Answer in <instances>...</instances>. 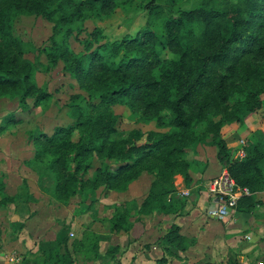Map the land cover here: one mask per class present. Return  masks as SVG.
I'll return each mask as SVG.
<instances>
[{
    "label": "trees",
    "instance_id": "16d2710c",
    "mask_svg": "<svg viewBox=\"0 0 264 264\" xmlns=\"http://www.w3.org/2000/svg\"><path fill=\"white\" fill-rule=\"evenodd\" d=\"M182 2L149 0L145 8L150 15H159V23H147L134 37L112 41H104V32L95 27L81 40L84 52H76L71 37L83 32L88 18L112 13L117 0H0V103L3 98L17 100L27 109L29 98L39 106L52 95L39 86V65L14 33L20 15H40L53 23L48 44L40 49L49 63L45 67L51 70L62 62L63 73L88 93L89 111L70 103L75 122L57 126L51 134L34 135L33 157L26 161L46 165L56 181L55 195L63 203L86 190L126 191L145 170L154 178L138 212L181 215L188 199L179 193L176 177L181 175L190 185L192 168L184 155L210 134L221 165L251 192L240 198L238 210L251 211L260 203L256 194L264 190V131H254L250 143L234 157L222 128L263 108L264 0H198L191 8L182 7ZM165 50L178 57H163ZM82 97L77 93L71 99ZM117 103L168 129L145 134L137 128L114 139ZM20 121L12 113L6 118L7 124ZM200 124H205L202 132ZM3 179L0 175V205L19 196L6 194ZM23 183L30 187L26 179ZM130 213L127 206L116 207L111 230L128 232ZM69 240L66 236L57 244H64L63 257ZM158 243L169 254L171 248L187 247L176 223ZM97 244L89 235L71 242L73 249ZM57 254L52 256L60 260ZM165 261L166 257L158 259Z\"/></svg>",
    "mask_w": 264,
    "mask_h": 264
},
{
    "label": "rangeland",
    "instance_id": "374dc122",
    "mask_svg": "<svg viewBox=\"0 0 264 264\" xmlns=\"http://www.w3.org/2000/svg\"><path fill=\"white\" fill-rule=\"evenodd\" d=\"M148 1L149 0H117V7L109 15H106L101 19L92 17L85 21L83 32L76 36L73 35L70 39L72 48L76 52H84V45L81 43V40L89 38L88 33L93 31L95 27H99L104 32V41H112L120 40L124 37H134L140 29L146 26L147 23H159V15L152 16L150 15L149 10L145 8ZM197 1L198 0H183L181 5L182 7L191 8ZM52 25L53 23L51 21L35 14L20 15L16 18L14 24L15 35L20 37L25 42L28 50L27 56L39 65V72L37 73L38 84L50 91L52 93L51 97L42 102L39 106H33L34 100L33 98H29V108L27 109L21 108L17 100L3 98L0 103V135L6 134V131L4 130L7 127H9L10 131L8 135H13V138L18 139V141L29 135L28 142H32L33 144V149H31L32 156L29 152L27 154L31 157L29 159H32L33 150L35 149L33 143L34 135L44 131V133L51 134L57 126H67L75 122L73 110L69 106L70 103H80L84 113L89 111L88 93L85 90L80 89L78 83L69 75L63 73L62 62L57 65L50 66L52 67L51 70H47L45 67L48 66L49 63L46 59V55L40 51V49L48 44V38L52 33ZM163 57L174 59L177 58L178 55L174 54L170 50H165L163 51ZM77 93L82 94V99H71V96ZM113 109L119 118L118 132L113 135V138L116 140L125 138L128 136L130 131L137 128L142 130L145 134L150 130L165 131L168 129V127L158 126L156 120L144 121L138 114L131 111L125 103H117L113 106ZM11 113L16 117L21 118L22 121L7 124L6 118L11 115ZM2 125L7 126L4 129H1ZM198 129L202 132L205 129V124H200ZM144 139L145 137L140 140L139 143H143ZM28 145L30 144L28 143ZM10 146H12L14 148L13 150L16 151L17 149L18 151L21 149L20 144L15 143V145ZM25 146L26 148L22 147L23 151L21 150V152L27 151L28 146ZM245 146L246 145L243 147ZM213 147L217 148L211 134L191 147V149L184 155V159L190 163L192 171L204 170L206 163L200 157V153L205 152L207 156H210L213 153ZM14 164H17L16 161ZM29 166H31L34 170L33 177H28L30 187L25 186L24 183L21 184V188L19 186V196L16 198V201L19 205H22L20 203H27V208L29 205L31 206V208L26 210L27 216L38 213L43 220H47L48 218L54 216L55 224L50 225V231L52 234H54V232L62 233L61 235L59 233V238H56L55 240L56 243L52 242L51 247L44 250V254H47L48 250L50 252L48 255L52 256L53 254H56L58 250L57 242H60L59 239L63 235H67L70 238V244H68L70 249L72 248L71 242L74 239H77L83 233V230L86 232L85 236L89 235L91 237L93 233L91 231L98 230L106 233V231L110 228V218L115 213L116 207L120 205L127 206L131 210L129 217L131 227H129V231L126 233L131 232L134 225L138 224L143 227V229H141L142 233L150 232V235H153L157 232L158 234H161V237H163L166 232H168L173 224V220L175 219L174 214L172 215L174 219L163 217L160 220L157 214L163 213H153L147 215L140 214L138 212L139 205L148 192L147 186L148 184H151L154 178L153 174L148 171L144 170L140 177L134 180L130 184L129 189L126 191L121 192L111 190L110 192L105 193L102 189L86 190L67 200V203H63L55 195L56 181L53 173L46 167V165L33 162L31 165L29 164ZM92 174L93 171L90 172V175ZM21 178L24 177L21 176ZM183 180L184 178L181 175L176 177L177 189L181 194L182 191L180 189L183 186ZM200 183L201 179L196 182L192 179V182L189 185L190 189L185 190L189 194L182 195L187 199L196 198V195L200 194L201 189H206L205 185L207 184ZM16 186L17 182L10 183L9 189L14 190ZM33 189L35 192H31ZM41 200H43V205L40 208L38 204L35 205L31 203H36V201L40 203ZM47 201H49L48 204H46ZM14 202L11 204L13 205V208L9 209L10 212L15 213L16 211L23 210L22 206L20 207ZM62 206H66L70 209L69 213L76 218L77 225L68 228H65V225H62V222H60L62 217L68 214L61 211V209H63ZM144 216H148L149 219H151L150 224H146L144 222ZM154 221H159V225L157 224L159 227L154 224ZM57 224L61 227L59 230H57ZM135 229L137 230L138 227ZM111 231L121 232L123 230ZM102 242L104 243V240ZM90 243L93 245L94 241L91 240ZM43 246H47V243H40L39 247ZM109 248H112V246ZM5 249H7V247ZM5 252V257L9 263H11L10 259L15 256V254L20 255L18 257L23 256L17 249H8ZM64 253L65 250L63 254ZM52 257L55 258L54 256ZM52 257L49 259L52 260ZM168 257H166L165 262H157L158 260H156L155 264H164L167 263L168 260H171L172 263H177L179 258L183 259V257H179L176 252L169 254Z\"/></svg>",
    "mask_w": 264,
    "mask_h": 264
},
{
    "label": "crops",
    "instance_id": "0c3cea01",
    "mask_svg": "<svg viewBox=\"0 0 264 264\" xmlns=\"http://www.w3.org/2000/svg\"><path fill=\"white\" fill-rule=\"evenodd\" d=\"M256 130L264 131V99L263 108L247 114L242 122L227 123L223 126V138L234 157L240 153L244 145L250 143L249 137ZM4 131L6 134L0 135V175L4 176L6 194L15 197L19 193V186L23 184L24 178L30 186L28 177H33L34 170L26 161L31 158L27 155L28 152L32 156L33 144L28 142L29 135L18 141L13 138V135H8L9 127ZM15 143L20 144L19 151L18 149L17 151L13 150L14 148L10 146ZM25 145L28 146L27 151L21 152L23 148H26ZM200 155L206 163V167L203 171H192L191 174L194 182L201 179L200 184L206 183V189H201L196 198L188 199L182 214L175 216V219L173 214H157L160 220L163 217L174 219L173 223L181 227V233L186 237L187 247L184 252L171 248L172 253L176 252L179 257H183V259L179 258L177 263L264 264V190L256 194V199L260 203L251 211L238 210L235 214L224 219L210 216L208 209L214 204V201L208 190L209 183L222 172L224 167L217 158L216 147H213L212 155L207 156L205 152ZM15 161L17 164H14ZM13 182H17V186L14 190H10L9 184ZM149 186L150 184H148L147 190H149ZM187 189L190 188L183 180L180 190ZM31 192H35L34 189ZM42 202L43 200L40 203L37 201L31 203L38 204L40 208L43 205ZM14 203L19 205L16 200ZM48 203L49 201L46 204ZM11 204L12 202L0 205V264H10L5 257V251L8 249L19 250L24 257L23 264H155L156 260L169 255L158 243L161 234L157 232L153 235H150V232L142 233L143 227L135 224L129 233L112 232L110 228L106 233L98 230L91 231L93 232L92 237L96 242H99L95 248L69 249L68 247L67 254L63 258L61 255L64 250L66 252L64 244L57 245V252L60 253L57 255H60V260L56 258L50 260L49 250L47 254H44V250L50 248L52 242L56 243V238H59L60 232L52 234L50 231V225L55 224V217L43 220L38 213L27 216L26 210L31 208L30 205L27 208V203H20L22 205L19 206H22L23 210L12 213L9 210L13 208ZM62 207L61 211H64L65 214L68 213L62 217L60 221L62 225H65V228L77 225L76 218L69 213L70 209L66 206ZM150 220L148 216H144L146 224H150ZM154 222L159 227V221ZM56 227L57 230L61 228L59 224ZM85 234L86 232L83 230L77 239H82ZM66 236H60L59 240L61 241ZM247 236L251 238L247 239ZM44 242L47 243V246L39 247L40 243ZM110 246L112 248H109ZM6 247L7 249H5ZM177 263L168 260L164 264Z\"/></svg>",
    "mask_w": 264,
    "mask_h": 264
},
{
    "label": "built area",
    "instance_id": "2783aa9c",
    "mask_svg": "<svg viewBox=\"0 0 264 264\" xmlns=\"http://www.w3.org/2000/svg\"><path fill=\"white\" fill-rule=\"evenodd\" d=\"M208 190L214 201L208 209V214L217 219H224L235 214L238 211L240 198L251 193L249 188L238 184L226 168H223L222 172L211 180ZM182 194L188 195L189 193L182 191ZM250 238L247 236V239ZM18 256L20 255L15 254L11 257L10 264H23V256Z\"/></svg>",
    "mask_w": 264,
    "mask_h": 264
}]
</instances>
